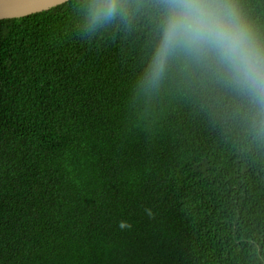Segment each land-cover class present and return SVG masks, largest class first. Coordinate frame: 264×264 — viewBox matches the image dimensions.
<instances>
[{
  "label": "trees",
  "instance_id": "16d2710c",
  "mask_svg": "<svg viewBox=\"0 0 264 264\" xmlns=\"http://www.w3.org/2000/svg\"><path fill=\"white\" fill-rule=\"evenodd\" d=\"M90 2L0 20V264H264L260 106L211 62L142 85L159 0Z\"/></svg>",
  "mask_w": 264,
  "mask_h": 264
},
{
  "label": "clouds",
  "instance_id": "9594fccd",
  "mask_svg": "<svg viewBox=\"0 0 264 264\" xmlns=\"http://www.w3.org/2000/svg\"><path fill=\"white\" fill-rule=\"evenodd\" d=\"M159 5V37L141 84L158 87L175 58L211 62L264 113V35L237 0H159ZM126 13L122 0H91L85 27L95 30Z\"/></svg>",
  "mask_w": 264,
  "mask_h": 264
},
{
  "label": "water",
  "instance_id": "95a60500",
  "mask_svg": "<svg viewBox=\"0 0 264 264\" xmlns=\"http://www.w3.org/2000/svg\"><path fill=\"white\" fill-rule=\"evenodd\" d=\"M69 0H0V20L23 18L47 11Z\"/></svg>",
  "mask_w": 264,
  "mask_h": 264
}]
</instances>
